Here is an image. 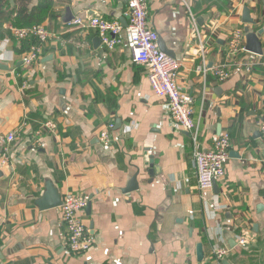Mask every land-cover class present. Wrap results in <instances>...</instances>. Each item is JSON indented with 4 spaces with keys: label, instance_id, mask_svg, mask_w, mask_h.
<instances>
[{
    "label": "crops",
    "instance_id": "1",
    "mask_svg": "<svg viewBox=\"0 0 264 264\" xmlns=\"http://www.w3.org/2000/svg\"><path fill=\"white\" fill-rule=\"evenodd\" d=\"M245 7L254 24L242 21ZM125 10V0H48L35 25L50 35L28 67L23 55L37 41L16 40L0 22V132H16L0 146V264H218L217 248L228 251L220 264H264V0H147L159 48L178 61L177 83L192 96L195 143L125 42L108 49L94 29L68 24L97 15L122 24ZM246 27L262 30V53L236 55L219 80L212 69L226 62L230 33L243 29L245 46ZM204 62L211 69L201 74ZM48 119L56 134L41 128ZM105 128L108 145L98 139ZM223 132L237 156L201 192L192 153ZM133 177L137 188L125 191ZM68 191L89 203L94 244L83 256L66 247L59 206Z\"/></svg>",
    "mask_w": 264,
    "mask_h": 264
},
{
    "label": "built area",
    "instance_id": "2",
    "mask_svg": "<svg viewBox=\"0 0 264 264\" xmlns=\"http://www.w3.org/2000/svg\"><path fill=\"white\" fill-rule=\"evenodd\" d=\"M125 1V16L127 18L125 27L117 19L108 20L98 15L90 16L88 19L76 16L68 24L94 29L102 44L108 49H113L125 42L131 54V61L143 67L152 92L166 101L172 122L178 127L185 129L190 134L192 143H195L198 138V129L193 119V99L188 92L181 90L177 83L179 63L176 59L160 50L157 41L158 36L148 24L147 0ZM209 30L210 33L213 32V29ZM12 31L14 38L18 41L29 38L37 41V43L29 46L22 59L24 66L32 65L39 57L41 45L48 39L50 33L40 25L21 27L19 29L12 28ZM123 32L125 33L124 35H122ZM197 35L199 37L198 33ZM243 37V29H235L230 33L226 49V62L212 69L219 80H225L229 76L226 67L230 65V59H233L236 55L239 56L241 53L252 54L245 49L242 41ZM209 38L211 39V36ZM259 56L254 54V57ZM255 63L256 60L252 59L248 60L247 64L254 65ZM209 69L211 68H207L204 62L198 67L197 71L202 74ZM257 125L259 133L264 139V99L259 105ZM112 126L109 125V128ZM41 128L47 129L52 134L57 132L56 124L49 119L42 123ZM108 131V128H105L98 132V139L104 145H108L112 139ZM36 135H40V129L36 131ZM15 137V131L0 132V146L6 150ZM230 149L231 141L227 132L216 136L213 140V146L209 149L200 150L194 148L192 157L199 191L210 189L214 182L225 178ZM87 202V198L81 193L68 191L63 195L59 206L60 219L66 230V247L69 253L74 256H83L94 244V239L89 234L84 218ZM211 207L214 208V204H211ZM238 242L239 244H244L245 240L240 238ZM227 253L226 249H215L213 251L215 262L220 264L221 259Z\"/></svg>",
    "mask_w": 264,
    "mask_h": 264
},
{
    "label": "trees",
    "instance_id": "3",
    "mask_svg": "<svg viewBox=\"0 0 264 264\" xmlns=\"http://www.w3.org/2000/svg\"><path fill=\"white\" fill-rule=\"evenodd\" d=\"M32 1L12 0V3L10 0H0V22H9L16 28L38 24L43 18L41 11L46 8L48 0H37L34 5Z\"/></svg>",
    "mask_w": 264,
    "mask_h": 264
},
{
    "label": "water",
    "instance_id": "4",
    "mask_svg": "<svg viewBox=\"0 0 264 264\" xmlns=\"http://www.w3.org/2000/svg\"><path fill=\"white\" fill-rule=\"evenodd\" d=\"M242 21L246 24H254L255 21L253 19L250 18V15H249V10L248 8H244V11H243V15H242ZM122 24L126 26L127 22H126V19L125 18H122ZM245 33H246V45H245V49L250 51V52H253L255 54H261L262 53V43L261 41L259 40V36L260 34L262 33V30H258L257 32L255 33H250L249 32V28H245ZM160 50H162L160 48ZM229 155L230 156H237V153H234V152H229ZM215 183V182H214ZM137 188V182H136V179L135 177H133L127 188L125 189V191H131V190H134ZM57 203L53 204V206H56ZM89 206V203L87 204V207ZM196 255H197V260L200 261L202 260L203 258V254H202V247L200 244L197 245L196 247ZM223 264H227V262L225 260L222 261Z\"/></svg>",
    "mask_w": 264,
    "mask_h": 264
},
{
    "label": "rangeland",
    "instance_id": "5",
    "mask_svg": "<svg viewBox=\"0 0 264 264\" xmlns=\"http://www.w3.org/2000/svg\"><path fill=\"white\" fill-rule=\"evenodd\" d=\"M14 29H19V28H16V27H13ZM13 32V31H12Z\"/></svg>",
    "mask_w": 264,
    "mask_h": 264
}]
</instances>
